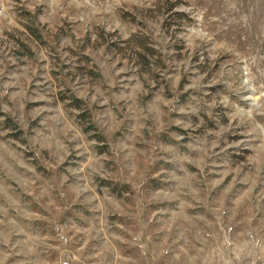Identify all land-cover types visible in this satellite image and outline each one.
I'll return each mask as SVG.
<instances>
[{"label":"rangeland","instance_id":"obj_1","mask_svg":"<svg viewBox=\"0 0 264 264\" xmlns=\"http://www.w3.org/2000/svg\"><path fill=\"white\" fill-rule=\"evenodd\" d=\"M0 264H264V0H0Z\"/></svg>","mask_w":264,"mask_h":264}]
</instances>
